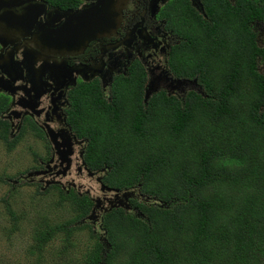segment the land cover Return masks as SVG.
I'll list each match as a JSON object with an SVG mask.
<instances>
[{"label":"trees","instance_id":"trees-1","mask_svg":"<svg viewBox=\"0 0 264 264\" xmlns=\"http://www.w3.org/2000/svg\"><path fill=\"white\" fill-rule=\"evenodd\" d=\"M223 1L208 0L206 18L187 0L167 5L183 40L172 67L178 77L197 78L203 94L161 91L145 103L146 75L136 74L119 82L111 103L95 87L76 95L87 163L106 170L107 187L136 190L141 201L105 213L100 234L82 225L89 197L61 193L74 218L36 231L37 264H264V75L257 70L264 48L251 28L264 20V0H242L239 8ZM7 132L0 125L13 151ZM7 210L11 234L21 218ZM85 229L93 247L72 258L74 237ZM58 234L65 235L59 262L45 263L42 253Z\"/></svg>","mask_w":264,"mask_h":264},{"label":"flooded vegetation","instance_id":"flooded-vegetation-1","mask_svg":"<svg viewBox=\"0 0 264 264\" xmlns=\"http://www.w3.org/2000/svg\"><path fill=\"white\" fill-rule=\"evenodd\" d=\"M174 1L0 0V125L8 127L9 142L30 140L41 148L31 146L37 165L26 176L42 193L89 197L92 210L82 225L93 230L100 223L88 218L95 212L102 221L113 194L102 191L103 186L112 189L103 182L106 170L96 171L86 161L89 140L76 128V95L95 87L100 101L111 103L119 82L136 74L146 75L145 92L156 76L159 92L168 95L203 91L199 83L172 88L171 79L197 80L178 77L172 67L171 57L183 42L167 9ZM187 1L206 18L208 0H200L203 13ZM240 1L223 3L239 8ZM85 11L88 15L81 16ZM251 28L264 48V20ZM257 70L264 75V60L259 59ZM49 132L56 135L55 143ZM84 179L99 184L100 195L92 197ZM140 198L137 193L130 204Z\"/></svg>","mask_w":264,"mask_h":264},{"label":"rangeland","instance_id":"rangeland-1","mask_svg":"<svg viewBox=\"0 0 264 264\" xmlns=\"http://www.w3.org/2000/svg\"><path fill=\"white\" fill-rule=\"evenodd\" d=\"M261 46L264 44L260 43ZM182 93V92H180ZM38 149L30 140H24L13 151H8L0 139V264H37L38 253H32L33 235L36 231L53 227L74 218L73 206L70 202H61L57 192L45 195L41 189L27 179L37 163L31 153ZM24 179V181H21ZM85 190H91V196L100 195L99 184L82 180ZM41 193L43 195H41ZM7 207L12 208L18 217L17 230L10 234L15 225ZM100 232V227H95ZM42 253L45 263L59 262V251L64 247V234H58ZM95 240L91 239L89 229L77 231L70 250L72 258H81L91 249Z\"/></svg>","mask_w":264,"mask_h":264},{"label":"water","instance_id":"water-1","mask_svg":"<svg viewBox=\"0 0 264 264\" xmlns=\"http://www.w3.org/2000/svg\"><path fill=\"white\" fill-rule=\"evenodd\" d=\"M167 1V0H166ZM192 4L193 6L198 9L200 12L203 13V7L201 5L200 0H192ZM98 10V9H97ZM89 13V11H85L81 14V16H87ZM90 14H93V11L90 12ZM171 83L173 85L172 88L175 89H183L185 86H189V83L192 84L193 86L198 84L197 80L194 81H188V80H182V79H178V80H172L171 79ZM161 89L160 86V77H151L145 92V103H148V101L151 99V97L158 93ZM199 93L203 94L202 91H200ZM172 95V91H170L169 96ZM48 137L51 139L52 143H55L56 138H55V134H52V132H49ZM32 175L30 174L28 177H31ZM101 180V179H99ZM107 190V191H106ZM102 191H105L103 193H112L113 194V198H112V202L110 201V207L108 209L105 210V213H107L108 211H112L113 209H117V208H122L126 211H131L132 210V206L130 204V200L133 199L136 195H137V191L136 190H132V191H119V190H114V189H108L105 186L102 187ZM101 217L102 216H98L96 217V213L93 212V215L90 216L88 218L89 221H95L94 224H96L97 222L100 223L101 228H102V221H101ZM102 241L104 243L107 242L106 237H102ZM108 248L109 245H108Z\"/></svg>","mask_w":264,"mask_h":264},{"label":"clouds","instance_id":"clouds-1","mask_svg":"<svg viewBox=\"0 0 264 264\" xmlns=\"http://www.w3.org/2000/svg\"><path fill=\"white\" fill-rule=\"evenodd\" d=\"M96 231V230H95ZM100 231H101V227H100ZM98 232V231H97ZM102 234H103V232H102ZM102 239V238H101Z\"/></svg>","mask_w":264,"mask_h":264}]
</instances>
